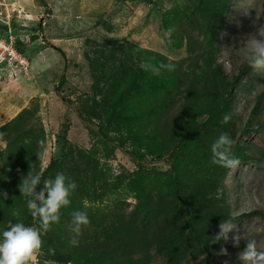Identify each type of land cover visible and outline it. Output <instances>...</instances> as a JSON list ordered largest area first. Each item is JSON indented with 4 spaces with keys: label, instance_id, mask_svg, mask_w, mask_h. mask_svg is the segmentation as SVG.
<instances>
[{
    "label": "trees",
    "instance_id": "1",
    "mask_svg": "<svg viewBox=\"0 0 264 264\" xmlns=\"http://www.w3.org/2000/svg\"><path fill=\"white\" fill-rule=\"evenodd\" d=\"M229 5L230 0H186L183 7L167 10L163 29L171 48L184 49L185 56L179 60L135 46L117 52L108 48L110 42L100 45L89 63L95 83L108 82L111 90L105 103L109 105L76 108L57 93L63 106L56 134L58 152L44 170L36 156L38 141L44 140L42 128L32 124L36 111L23 109L1 126L5 135L0 140L9 143L0 155V191L7 193V199L0 196V234L9 223L38 227L18 186L31 165L34 173L41 174L37 192L56 171L63 159L71 112L87 125L109 115L108 123L114 125L111 134L129 143L126 155L137 168L128 185L135 202H121L126 207L113 210L94 209L83 201L95 202L91 189L76 188L71 204L60 211L59 223L41 232V250L58 264H151L154 257L161 264H184L202 257L212 262L224 244L223 239L215 241L221 221L247 215L233 217L229 212L224 180L230 169L211 163L212 143L227 132L235 141L230 156L249 161L258 154V159H264L263 151H246L240 143L257 122L264 94L239 129L241 118L233 113L234 99L250 67L245 63L228 77L217 61ZM149 60L157 65L172 63L175 70L153 75L140 67ZM54 90L58 92L57 87ZM225 113L231 114L227 124L221 122ZM97 133L104 141L110 140L102 125ZM149 161H164L167 169L147 168ZM76 210L86 211L91 223L83 228L79 246L70 247L68 225ZM249 215L264 219L261 211Z\"/></svg>",
    "mask_w": 264,
    "mask_h": 264
},
{
    "label": "rangeland",
    "instance_id": "2",
    "mask_svg": "<svg viewBox=\"0 0 264 264\" xmlns=\"http://www.w3.org/2000/svg\"><path fill=\"white\" fill-rule=\"evenodd\" d=\"M3 1L21 7L23 13L38 11L40 15L32 23H29L31 17L24 20L16 18V14L11 16L9 23L15 37L14 46L27 62V70L24 73L18 67L8 65L0 68V127L23 109L33 108L36 111L32 124L42 128L47 147V154L40 159L41 171L58 152L56 134L59 113L63 110L60 97L76 108L101 107L102 103L109 105L105 103L109 102L106 95L111 90L108 82L95 83L93 67L89 63V59L98 54L100 45L110 42L108 48L117 52L129 51L128 45L140 47L158 52L172 61L185 56L184 49L171 48L162 18L170 8L183 7L186 0ZM0 19L5 21L1 9ZM262 26L264 0H230L217 57L228 77L236 75L246 63L241 50L243 38L257 32ZM5 31L4 24L0 22L1 37ZM94 69L97 71V68ZM110 74L107 72V75ZM55 87L58 90L56 93ZM263 94L264 69L250 68L241 77L234 99L233 113L241 118L239 129L256 106L258 97ZM109 118L107 115L87 125L71 112L70 125L65 134L66 143L62 149L63 159L56 171L45 179H54L57 173H64L79 183L77 188L82 185L90 188L95 202L83 201L94 209L113 210L114 206L126 207L121 202L129 205L135 202L128 185L137 168L126 155L129 143L111 134L114 125L113 121L112 124L108 123ZM256 121L248 134L240 139L245 150L254 153L264 152V96L258 105ZM101 125L110 135L107 142L97 133ZM8 143L0 140L1 156L7 150ZM257 156L255 154L253 160L240 161L238 167L229 170L224 180L231 216L248 215L230 222L244 237L239 247L234 246L232 241L237 233L230 232L228 240L218 247L212 262L202 257L184 264H244L238 254L249 239L256 240L258 249L264 250V219L249 215L253 211L264 213V159H258ZM146 164L147 168L167 169L164 161H149ZM221 249H226L228 255L220 254ZM45 260L52 259L40 250L29 264H44ZM161 263L158 257H154L151 262Z\"/></svg>",
    "mask_w": 264,
    "mask_h": 264
},
{
    "label": "clouds",
    "instance_id": "3",
    "mask_svg": "<svg viewBox=\"0 0 264 264\" xmlns=\"http://www.w3.org/2000/svg\"><path fill=\"white\" fill-rule=\"evenodd\" d=\"M5 29V26H4ZM169 32L172 29L168 30ZM243 59L253 70L264 69V26L257 32L248 34L241 43ZM140 67L153 75H159L161 70L174 71L175 65L154 64L149 61L142 62ZM231 120V114L225 113L222 123L227 124ZM5 133L0 132V137ZM235 141L227 133H221L211 145V163L221 167L233 169L239 166V158L230 156V151ZM40 151L36 154L38 159H43L47 154L46 142L38 141ZM41 184V174L34 173L32 165L27 176L21 177L18 190L21 196L26 197V207L38 224V227L26 226L22 222L9 223L6 230L0 234V264H29L43 246L41 232H48L51 225L59 223L60 211L62 208L71 204L70 196L76 190L75 181L67 177L64 173H57L54 179L45 180L43 188L37 193V187ZM0 196L7 199V193L0 191ZM71 221L68 230L72 234L69 239L70 247L79 246V237L82 235L83 228L90 225L91 221L86 211L76 210L71 214ZM220 231L215 241L221 239L227 241L228 233L236 232L232 237L234 246L239 247L240 241L244 239L239 235L238 230L229 221H221ZM54 255V250L49 249ZM222 255H228L226 249H221ZM244 264H264V250L258 249L257 241L254 239L246 240V246L238 254ZM44 264H56L54 260H45Z\"/></svg>",
    "mask_w": 264,
    "mask_h": 264
},
{
    "label": "built area",
    "instance_id": "4",
    "mask_svg": "<svg viewBox=\"0 0 264 264\" xmlns=\"http://www.w3.org/2000/svg\"><path fill=\"white\" fill-rule=\"evenodd\" d=\"M21 7H15L14 4H8L3 0H0V9L3 10L4 19L0 22L5 26V34L0 36V68L2 65H8L10 67H18L24 73L27 70V62L22 58V55L16 51L15 37H13L12 29L10 26L11 16L16 14V18H23L24 20L29 18V15L23 13Z\"/></svg>",
    "mask_w": 264,
    "mask_h": 264
},
{
    "label": "crops",
    "instance_id": "5",
    "mask_svg": "<svg viewBox=\"0 0 264 264\" xmlns=\"http://www.w3.org/2000/svg\"><path fill=\"white\" fill-rule=\"evenodd\" d=\"M26 12L29 14V17H31L30 22L27 21V22H29V23H32L33 20H38V18H40V15H38V11H37L36 13H31L29 10L26 11ZM27 22H26V23H27Z\"/></svg>",
    "mask_w": 264,
    "mask_h": 264
}]
</instances>
